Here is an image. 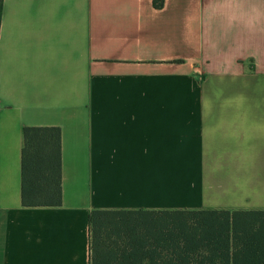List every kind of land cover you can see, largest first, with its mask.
<instances>
[{"label": "crops", "instance_id": "0c3cea01", "mask_svg": "<svg viewBox=\"0 0 264 264\" xmlns=\"http://www.w3.org/2000/svg\"><path fill=\"white\" fill-rule=\"evenodd\" d=\"M26 126L59 206L22 204ZM95 209H264V0H3L0 264H92Z\"/></svg>", "mask_w": 264, "mask_h": 264}, {"label": "trees", "instance_id": "16d2710c", "mask_svg": "<svg viewBox=\"0 0 264 264\" xmlns=\"http://www.w3.org/2000/svg\"><path fill=\"white\" fill-rule=\"evenodd\" d=\"M23 138V206L61 205L60 127L26 126ZM90 219L92 264H264V209H95Z\"/></svg>", "mask_w": 264, "mask_h": 264}]
</instances>
